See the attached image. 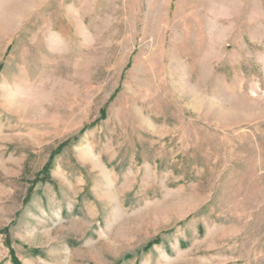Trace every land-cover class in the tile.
I'll return each mask as SVG.
<instances>
[{
  "label": "rangeland",
  "instance_id": "374dc122",
  "mask_svg": "<svg viewBox=\"0 0 264 264\" xmlns=\"http://www.w3.org/2000/svg\"><path fill=\"white\" fill-rule=\"evenodd\" d=\"M0 264H264V0H0Z\"/></svg>",
  "mask_w": 264,
  "mask_h": 264
}]
</instances>
